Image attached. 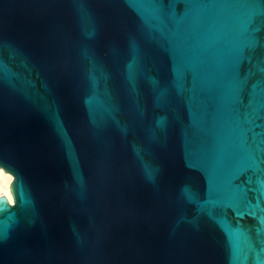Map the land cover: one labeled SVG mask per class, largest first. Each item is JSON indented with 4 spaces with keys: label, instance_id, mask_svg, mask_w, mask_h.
<instances>
[{
    "label": "water",
    "instance_id": "95a60500",
    "mask_svg": "<svg viewBox=\"0 0 264 264\" xmlns=\"http://www.w3.org/2000/svg\"><path fill=\"white\" fill-rule=\"evenodd\" d=\"M0 264H264V0H0Z\"/></svg>",
    "mask_w": 264,
    "mask_h": 264
},
{
    "label": "bare ground",
    "instance_id": "6f19581e",
    "mask_svg": "<svg viewBox=\"0 0 264 264\" xmlns=\"http://www.w3.org/2000/svg\"><path fill=\"white\" fill-rule=\"evenodd\" d=\"M13 181V176L0 168V196H4L10 205H13V196L10 193V185Z\"/></svg>",
    "mask_w": 264,
    "mask_h": 264
},
{
    "label": "snow or ice",
    "instance_id": "6c2138e0",
    "mask_svg": "<svg viewBox=\"0 0 264 264\" xmlns=\"http://www.w3.org/2000/svg\"><path fill=\"white\" fill-rule=\"evenodd\" d=\"M0 205H2V201H0Z\"/></svg>",
    "mask_w": 264,
    "mask_h": 264
}]
</instances>
